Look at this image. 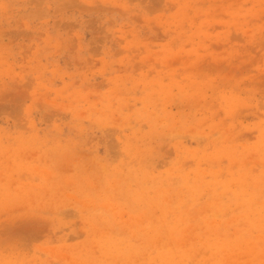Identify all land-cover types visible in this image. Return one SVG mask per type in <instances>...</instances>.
Instances as JSON below:
<instances>
[{
	"label": "rangeland",
	"instance_id": "374dc122",
	"mask_svg": "<svg viewBox=\"0 0 264 264\" xmlns=\"http://www.w3.org/2000/svg\"><path fill=\"white\" fill-rule=\"evenodd\" d=\"M0 264H264V0H0Z\"/></svg>",
	"mask_w": 264,
	"mask_h": 264
}]
</instances>
